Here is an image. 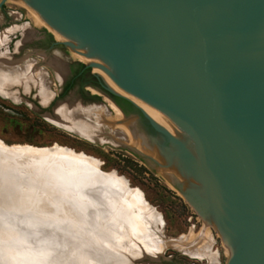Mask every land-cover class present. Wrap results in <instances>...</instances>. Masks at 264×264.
<instances>
[{"label":"water","instance_id":"95a60500","mask_svg":"<svg viewBox=\"0 0 264 264\" xmlns=\"http://www.w3.org/2000/svg\"><path fill=\"white\" fill-rule=\"evenodd\" d=\"M14 1L24 5L31 25L47 27L60 40L53 45L68 46L92 69L109 95L129 101L142 115L143 123L138 114L126 116L107 94L134 137L207 168L177 179L241 240L235 264H264V0ZM53 100L52 93L46 103L39 102L49 106ZM62 104H55L48 117L55 118ZM64 130L125 147L161 167L149 154L114 138L110 127L101 128L104 140ZM64 164L79 166L0 147V215H24L41 224L40 211H51L54 228L78 231L97 210L106 217L128 213L122 199L110 205L131 191L128 183H117L99 165L78 174L66 172ZM162 175L181 189L180 182ZM129 222L128 227L135 225L133 218ZM88 226L101 235L95 224ZM130 227L127 236L135 251L117 246L113 227L112 238L98 244L106 248L111 239L117 242L127 264L162 254H151Z\"/></svg>","mask_w":264,"mask_h":264},{"label":"rangeland","instance_id":"374dc122","mask_svg":"<svg viewBox=\"0 0 264 264\" xmlns=\"http://www.w3.org/2000/svg\"><path fill=\"white\" fill-rule=\"evenodd\" d=\"M42 31L50 34L52 41L56 40L46 27L38 28L31 25L25 17L24 7L13 0H6L0 8V34L5 32L3 44H0V54L17 61L20 65L31 64L41 74L40 81L42 80L48 85L51 95L57 93L59 83L65 79L68 64L79 61L66 45L48 47L46 41L37 43V39L42 37H39ZM12 35L15 38L21 36L20 39L27 41L20 46L21 49L18 51H8L7 44L5 45L6 39ZM15 38L13 37V39ZM16 45L18 46L19 42ZM42 46L46 49L43 50ZM9 93H12L11 95H14V98L6 95ZM6 94L0 93L1 141L5 144H30L34 146H50L56 143L95 157L102 171L114 170L116 174L124 177L129 186L138 189L143 200L160 214L161 234L165 239L177 238L180 235H188L189 233L194 234V237L198 236L201 234L200 232H204L203 226L206 223L212 240L211 252L216 255L218 264H227L235 251L230 242L209 219L205 220L197 213L191 203L183 198L181 191L170 184L158 168L150 166L139 155L125 147L106 143L100 144L72 134L62 129L63 127H58L59 125L57 126L54 121L55 118L48 117L55 104L63 102L67 104L60 105L64 108L69 107L68 104H82L84 108L91 112H101L102 114L105 112L104 115H101L105 119L107 118L106 121H108L105 123L103 120L100 124L101 127H98L101 134H103L101 128L106 126L107 123L117 124V126H114L115 128L119 125H125L121 119L115 120L112 118L114 113L109 105L110 101L107 94L98 89L87 87L84 96L77 91H72L63 98H55L54 102L48 104L49 106L39 102L37 88L32 83H29L26 88L15 84L10 85ZM110 120L112 121L109 122ZM103 130L105 132L109 131L106 127ZM49 212L51 213V211ZM156 225L160 226L159 223H156ZM5 230L0 232L1 264H14V262L15 264H22L23 261L24 263L39 262L40 252L32 254L34 252L29 253L32 251L31 249L23 250L19 245L16 246L15 241L13 242L8 237L11 231ZM125 238L131 240V238ZM113 246V244L109 246L108 252L111 255L116 254V259L120 261L122 257L118 255L116 249H113ZM40 250L41 248H37V251ZM160 253L162 254L153 261H149L147 258L139 260L136 258L132 261H134V264H208L207 258L192 256L174 247H166Z\"/></svg>","mask_w":264,"mask_h":264},{"label":"bare ground","instance_id":"6f19581e","mask_svg":"<svg viewBox=\"0 0 264 264\" xmlns=\"http://www.w3.org/2000/svg\"><path fill=\"white\" fill-rule=\"evenodd\" d=\"M14 2L24 7L23 4L16 1ZM4 39L5 32H2L0 34V44H3L2 42ZM55 39L59 40L56 37ZM40 77L41 74L38 73L36 69L31 66V64L26 63L24 65H20L17 61L6 58L3 54H0V93L3 95L7 93V88L10 85L15 84L26 88L29 83H32V85L37 88L38 98L43 103H45L49 98L50 92L48 90V85L42 80L40 81ZM11 94L9 93L6 95L14 98V95ZM109 105L112 108L111 103H109ZM55 113V123L64 129L78 132L79 134L86 136L89 140H104L103 134L98 131V127H101L100 124L103 122V120L105 123L108 121H106L107 118L105 119L102 116L105 114V112L104 114L101 112H91L82 108L81 106L71 105L67 108L60 106L56 109ZM113 113V119H121L114 112V110ZM111 121L112 120L109 122ZM111 123H107L106 126L108 125L110 128H112V136H114V138L117 137V139L123 141L124 143L133 145L142 152H145L146 154H149L155 158L160 163L161 167L159 168V171L162 174L170 177L172 181H178L181 183L180 193L182 194L183 198L188 199L197 213L205 220L209 219V221H211V223H213V225L218 228L226 240L230 242L235 251L228 260V263L235 264L238 257L241 240L213 213L211 208L199 196H197L193 191H191L187 186L177 179V177L207 170V168L175 154L171 156L170 152L156 146H151L149 143L138 139L136 136L134 137V134L126 124V126L123 124L115 128V125ZM141 144L144 145L142 146ZM0 147H4L5 149H17L21 152L28 153L29 155L51 156L53 159L60 160L62 163L72 162L76 163V165H79L78 167H71L69 165L67 166V164H64V169L66 172L72 171V173L86 174V172L90 171L91 167L95 168L97 165H99L98 160L95 157L85 154L82 151H75L69 147L58 145L56 143L50 146L5 144L0 139ZM92 173L93 172H91V174ZM107 175L123 186L127 185L128 183L124 177L116 174L114 170L108 171ZM88 177L93 179L92 182L97 179L94 176ZM167 180L171 184L170 180ZM92 182L90 181V183ZM94 183L97 186H100V181ZM118 197L111 199L110 205L113 206L112 204L122 199L124 202L128 203L130 207L128 213H123L122 217L118 214L110 213L106 217V215H102L103 212L101 213L100 210H97L95 213V218H93L91 222L86 221V223H83L87 226H81V224L79 225L77 223V219L72 221L73 223H76V225L78 224V231L74 230L75 228L73 227L66 229V231L60 229L59 227L54 228L53 225L55 223L53 222L52 218H56V215H52V217H50L52 213H48V211H40V218L42 219V222L44 221V223L41 224H37V221H35L36 219L34 218H29L27 216L23 217L24 215L19 216L17 214L11 215L6 213L0 215V219H2L0 221V232H3L5 229V231H11V234L8 232L9 239L13 242L15 241L16 246L19 245L23 250L27 248L31 249L32 251L29 253L34 252L32 254L40 252V260L38 263H24V261H21L22 264H114L115 262L116 264H127L126 256L121 254L115 245L117 242H111L112 239H109L110 241H108V243L106 242L107 245L106 248H104L98 244V241L105 240L108 237L112 238L109 234L112 233L111 228L113 227L115 229L113 230V233L116 234V236L113 238L116 237V239H118L116 240L118 241L117 246L120 245V248H123L129 252L135 251L137 246L133 242V239L131 238V240H127L125 238L128 237L127 235H130L128 230L130 227H128L130 223L129 219L131 220L133 218L135 225L130 227V229L132 228L133 231L135 229L137 238L141 241L139 242L146 246L151 254H157L163 251V249L166 247H174L192 256L205 257L208 260V264H216L218 262L216 261V255H214L210 249L212 240L210 237V231L206 227V223L203 226L204 232H200L201 234L198 236L194 237V234L192 235L189 233L188 235H180L177 238H161L157 233V231L161 233L160 214L154 210V208L151 207L145 200H143L142 194L138 189L132 188L131 191L124 192ZM69 214L72 213L70 212ZM72 216L74 215L72 214ZM57 218L66 219L63 216H58ZM126 218L128 219L127 224ZM156 223H159L160 226H157ZM91 224L92 226H94V224L97 226V230L101 233V235L95 232L93 229H90L88 225ZM120 229L122 231H120ZM111 244L114 245L113 249L118 251V255L122 257L120 261L119 259H116V254L113 253L111 255V253L108 252V248ZM37 248H41V250L37 251Z\"/></svg>","mask_w":264,"mask_h":264},{"label":"flooded vegetation","instance_id":"af4514ba","mask_svg":"<svg viewBox=\"0 0 264 264\" xmlns=\"http://www.w3.org/2000/svg\"><path fill=\"white\" fill-rule=\"evenodd\" d=\"M13 37L15 38V36H13V35L9 36V38H7L8 40L6 39V41H5V45L7 44V50L8 51H18L21 49L20 46H22V44H24V42H27L25 40L23 41L22 39H20L21 36L19 38H15V39H13ZM39 37H41V38L37 39V43L38 42L41 43V42L46 41L48 47L58 46V45L52 44L53 41H52V39L48 33H44L42 31V33L39 35ZM18 42H19V45L17 46L16 44ZM42 47H43L42 48L43 50L46 49L44 46H42ZM79 63H81V62L74 61L73 63L68 64L67 75H66L65 79L61 83H59V86L57 88V93L54 94L55 98H57V99L63 98L66 95L70 94L72 91H77V92L81 93V95L84 96V94H86L87 87H92L94 89H98L99 91H102L105 94H108L102 88L101 81L99 80V78L91 72L90 68H87L85 66H80ZM108 96H110V98L115 102V104L122 110V112L126 116L131 115V114H138L139 121L141 120L142 123L145 121L144 118L142 117V115L140 113H138V111L134 108V106L132 104H131V106L122 105L114 98V96L109 95V94H108ZM54 101L55 100H53L52 102H54ZM151 133L156 135V133L152 129H151Z\"/></svg>","mask_w":264,"mask_h":264},{"label":"trees","instance_id":"16d2710c","mask_svg":"<svg viewBox=\"0 0 264 264\" xmlns=\"http://www.w3.org/2000/svg\"><path fill=\"white\" fill-rule=\"evenodd\" d=\"M49 36H51L49 34ZM80 66H85L83 63H79ZM114 98L122 105H128V106H131V103L121 97H117V96H114Z\"/></svg>","mask_w":264,"mask_h":264}]
</instances>
